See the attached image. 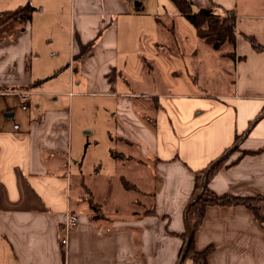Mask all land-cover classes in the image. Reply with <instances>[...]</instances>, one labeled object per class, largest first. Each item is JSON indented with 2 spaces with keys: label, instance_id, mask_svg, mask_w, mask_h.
I'll return each instance as SVG.
<instances>
[{
  "label": "crops",
  "instance_id": "1",
  "mask_svg": "<svg viewBox=\"0 0 264 264\" xmlns=\"http://www.w3.org/2000/svg\"><path fill=\"white\" fill-rule=\"evenodd\" d=\"M9 1L33 11L0 38V95L22 104L15 120L0 119V264H176L195 174L220 158L207 188L258 198V218L242 204L207 205L193 249H208L205 264H264V50L249 42L264 45V0H190L193 12H233V41L221 54L192 25L190 41L178 35L180 13L168 0ZM62 1L69 36L61 60ZM34 26L46 31V48ZM165 36L186 47H160ZM144 61L182 77L156 95L130 90ZM81 96L102 99L107 137L134 148L122 159L130 157L139 180L147 169L145 186L134 185L147 201L136 209L120 212L105 195L96 201L87 185L93 212L76 194L77 180L86 182L79 161L75 172L69 167L68 108ZM137 96L154 102L135 103ZM66 211L77 220L63 246Z\"/></svg>",
  "mask_w": 264,
  "mask_h": 264
},
{
  "label": "rangeland",
  "instance_id": "2",
  "mask_svg": "<svg viewBox=\"0 0 264 264\" xmlns=\"http://www.w3.org/2000/svg\"><path fill=\"white\" fill-rule=\"evenodd\" d=\"M12 4L13 3L9 0H0V12L15 8ZM61 6L63 13L59 16L60 26L57 28V34L59 36L60 46L62 49L60 55V59L62 60V52H64L65 45L67 44L69 30L64 11V9H66V4L62 1ZM216 12L218 14H222L221 11ZM36 17L37 16H34L33 21H36ZM14 21H17V19H6L2 24H0V38L4 36L3 32L7 30V28H10V23ZM8 25L9 27H7ZM176 27L179 36L186 39L194 37L191 24L186 21L181 14L180 17L176 19ZM33 30L36 35L39 33V38L36 41L39 44L42 43V47L46 48L44 44L45 39L48 38V36L45 35L46 31L35 28V26ZM166 39L168 40L162 41V43L159 44L160 47H168V49H171L173 52H180L186 47L185 45H181L179 42L177 44L172 38L166 37ZM188 41L190 40L188 39ZM206 47L211 46L206 44ZM225 47H229L227 42L216 48V53L221 54ZM211 49L214 48L211 47ZM228 70H230L231 75L232 70L229 68ZM162 72L163 71H161L158 66L155 69V66H153L150 61H144L137 78L139 83L132 82V84H129L130 90L156 95V93L169 90L166 89V85L169 81H177L180 77H182L180 76V73L175 70L172 72L175 74H172L171 76L163 74ZM61 76L62 74H60V77ZM132 100L135 103H150L151 105L152 102H154L151 97L141 96H137ZM101 102L102 99L97 97H73L71 105H69L68 108L70 116L68 122V148L70 151L68 157L69 167L71 172H75L77 167L73 165V160L79 161L80 166L78 168L84 175V181L86 182L85 186L81 183V179L77 180L76 194L82 196L83 200L86 202L90 200L94 203L91 192L88 188L89 186L94 190L93 196L96 201H99L102 196L105 195L107 205L108 201L110 203L112 201L116 204V207L120 212L131 211L132 209H136L137 201L142 203L147 201L143 197L142 190L140 189L145 186L149 180L148 172L146 168H141L139 173H141V176L145 179L140 177L139 180L137 173L133 172L136 166L134 162L131 161L130 157L126 156V162H123V154L126 152H132L134 148L131 145L123 147V143L119 142V140L113 137V135L111 136V139L107 137L105 130L106 128L108 130H112V125L110 123L106 124L105 122V115ZM21 109L22 104L18 96L0 95V119L9 122L13 121L19 115ZM11 110H14L15 112L14 117L6 115V113L11 112ZM147 116L148 114L146 113L144 117L142 116V118L144 119ZM110 149L116 151L114 157L111 156ZM126 185H129L130 189L127 190L124 187ZM134 185L138 186L140 189L135 188ZM82 186H84V188H82ZM82 204L85 205V202L82 201ZM101 210H106L108 213L112 212L109 208Z\"/></svg>",
  "mask_w": 264,
  "mask_h": 264
},
{
  "label": "trees",
  "instance_id": "3",
  "mask_svg": "<svg viewBox=\"0 0 264 264\" xmlns=\"http://www.w3.org/2000/svg\"><path fill=\"white\" fill-rule=\"evenodd\" d=\"M141 0H135L136 7L140 6ZM178 12L193 26L196 35L201 38L204 42L209 44L212 48L216 49L221 44L227 42L232 43L233 41V27H234V14L231 11L224 10L222 14L214 13L211 8H200L193 12L191 9L190 0H170ZM33 7L28 3L18 6L11 10H3L0 12V24L6 19H17L19 22L29 20ZM156 22L159 23L160 19L156 18ZM173 21L170 20V27ZM249 42L253 49L264 50V45H260L249 38ZM222 159H218L208 165L206 169L201 170L195 174L194 177V192L190 197L187 206L184 208L183 218L186 231L180 234L182 238V247L180 254L183 249V245L186 241V237H189L186 248L183 251V259L189 258L191 264H205L206 254L208 249L202 251H195L192 246V238L195 230L198 228L199 223L203 216V211L207 205H235L242 204L248 207L253 215L257 216L258 198H240L228 194L215 195L207 188V181L212 176L214 171L221 165ZM203 174V176H202ZM202 185V190L200 187ZM200 194L194 199L198 192ZM89 208L97 212L98 206L88 201ZM179 254V255H180ZM182 259V260H183ZM181 260V261H182Z\"/></svg>",
  "mask_w": 264,
  "mask_h": 264
},
{
  "label": "built area",
  "instance_id": "4",
  "mask_svg": "<svg viewBox=\"0 0 264 264\" xmlns=\"http://www.w3.org/2000/svg\"><path fill=\"white\" fill-rule=\"evenodd\" d=\"M15 93L18 94L21 98H26L29 92L28 91H18ZM76 220L77 218L73 213L66 211L65 216H64V221L62 223L63 236L60 239V242L63 246L66 245L67 232L71 227H73L76 224Z\"/></svg>",
  "mask_w": 264,
  "mask_h": 264
},
{
  "label": "water",
  "instance_id": "5",
  "mask_svg": "<svg viewBox=\"0 0 264 264\" xmlns=\"http://www.w3.org/2000/svg\"><path fill=\"white\" fill-rule=\"evenodd\" d=\"M202 176H203V174H202ZM201 190H202V185H201V187H200V191H201ZM200 191H199L198 194H197L195 197H193L191 200H194V199L200 194ZM187 204H188V203H187ZM187 204L185 205V207L187 206ZM185 207H184V208H185ZM183 224H184V219H183ZM184 230L186 231V229H185V224H184ZM188 240H189V237L187 236V237H186V241H185V243H184V245H183L182 252H181L180 257H179V259H178V261H177L176 264H180L181 260L183 259V251H184V249H185L186 246H187Z\"/></svg>",
  "mask_w": 264,
  "mask_h": 264
}]
</instances>
